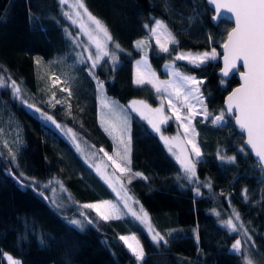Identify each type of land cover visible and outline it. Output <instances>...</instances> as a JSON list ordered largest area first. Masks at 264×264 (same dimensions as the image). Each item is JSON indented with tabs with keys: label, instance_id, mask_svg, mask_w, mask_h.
<instances>
[{
	"label": "trees",
	"instance_id": "trees-1",
	"mask_svg": "<svg viewBox=\"0 0 264 264\" xmlns=\"http://www.w3.org/2000/svg\"><path fill=\"white\" fill-rule=\"evenodd\" d=\"M84 3L107 25L114 41L123 49L118 53L115 71L108 63L96 69V74L105 81L107 93L123 103L140 98L159 106V98L150 86L137 87L133 83L134 63L142 55L134 49V42L145 37L142 25H152L150 16L163 20L177 34L178 51L200 52L215 47L220 52L225 29L232 26L225 20L214 24L213 10L205 0H167V3L165 0H84ZM178 13L199 19L190 22ZM64 24L58 0H0V75L15 79L24 99L74 126L77 136L90 145L113 154V139L99 123L95 83L83 66L71 67L74 57ZM38 56L46 61H63V67L52 75L53 79L58 77L62 81L60 84L52 83V87L48 80L51 73L45 69L37 71ZM167 60L170 59L166 55H156V48L150 54L151 64L162 78L168 77L163 67ZM175 63L204 81L201 90L213 113L224 107L225 96L238 84L235 74L221 83L219 59L199 68L187 61ZM41 72L47 77H42ZM68 85L71 96L60 90ZM47 88L55 93V99L60 98L61 103L55 107L48 103ZM0 105L11 116L8 119L6 113L0 115V121L8 119L2 127L11 129L12 136L18 133L20 138L19 143L14 139L7 144L3 140L6 132L0 131V264H7L6 254L23 264H238V258L228 249L240 237L228 234L221 227L233 209L239 212L255 242L254 249L247 246L250 252L245 260L253 254L257 257L264 254V183H258L260 173L253 170L256 161L252 154H237L242 134L235 125L217 129L201 123L200 117L194 120L203 153V162L196 165L197 175L201 183L210 181L212 185L211 191L201 187V195H196V185L182 179L179 162L159 135L146 121L132 114L131 168L143 176L133 178L125 186L139 202L137 205L149 214L154 229L162 234L171 233V237L166 236L167 246L161 243L157 247L146 228L133 218L104 222L94 211L83 209L81 205L85 203L114 200L113 189L68 138L34 111L13 101L10 91L0 90ZM9 149L16 154V160L11 159ZM225 149L228 156H236L235 164L217 159L218 150L224 154ZM49 181L66 189L61 198L70 201L68 209L52 204L51 186H41ZM244 189H247L246 199L242 198ZM78 212L93 218V224H86L83 230L74 228L68 221L72 217L81 219ZM126 234H135L143 245V262H135L119 241V236ZM41 236L43 244L38 240Z\"/></svg>",
	"mask_w": 264,
	"mask_h": 264
},
{
	"label": "snow or ice",
	"instance_id": "snow-or-ice-1",
	"mask_svg": "<svg viewBox=\"0 0 264 264\" xmlns=\"http://www.w3.org/2000/svg\"><path fill=\"white\" fill-rule=\"evenodd\" d=\"M207 2L212 6L215 13L212 16L214 23L224 19L233 22V26L225 29V35L220 43L222 53L218 52L215 47L202 52L178 51L180 44L178 36L166 22L150 16L152 25L150 26L148 23L142 25L146 35L134 42V49L142 55L141 59L135 61L133 83L137 87H151L159 98V106L155 108L151 107L145 100L135 99L130 101L127 106L122 105L107 94L105 81L99 78L96 69L102 67L103 63H108L115 71L119 64L118 53L122 52L123 49L119 43L114 41L107 25L87 8L84 0H74L70 5V10L62 12V15L79 30L76 35H73L68 29L64 30L72 45L70 51H72L74 59L71 61V67L83 66V70L94 81L100 108V122L104 126V131L115 141L113 154H109L103 148L99 150L106 161L110 162V165L93 164V167L96 173L101 175L113 188L120 203L102 200L97 203H85L81 207L94 211L96 217L104 222L121 220L130 214L139 225L146 228L151 242L157 247L161 243L167 246L168 239L166 236L171 237V233L162 234L154 229L149 214L143 209V206H140L138 210L133 207L139 202L133 199L125 186L130 184L133 178L143 176L141 172H134L131 168L132 137L129 110L138 113L156 133H160V139L168 146V152L180 164L182 179L196 185V195H201V187L207 188L209 191L212 188L210 181L201 183L197 175L196 165L203 162V153L197 141L199 132L194 124L197 117L201 118V123L211 124L217 129L235 125L242 134L237 154L246 156L248 152H251L256 161V167L253 170L260 173L258 183H264V0H207ZM58 3L68 5L69 0H58ZM29 15L31 17V13ZM178 15L190 22L199 19L198 16L189 17L183 13H178ZM81 36L86 37V41L81 40ZM209 39H211L210 35ZM153 40L156 46V55H166L171 61L163 65L168 79H160L149 63L146 49L152 47ZM109 45L112 47L110 48ZM218 59L222 61L223 65L219 68L221 83H226L224 78L229 77L230 74L238 75L241 83L228 93L224 107L213 113L209 111L206 97L201 90L204 81L195 75L188 74L175 62L187 61L189 65L199 68ZM36 62L39 63L38 60ZM58 80V77L53 79V85ZM0 90L10 91L13 101H17L29 109H34L38 113L41 111L24 99L23 90L10 75L7 76V79L5 75H0ZM60 90L62 92L67 91L71 96L70 86ZM48 103L55 107V104H59L61 101L56 100L55 93H52ZM67 107L69 114H71V105L69 104ZM166 108L168 112H166ZM43 115L46 120L69 136L78 152H83L78 136L73 129H64L56 123L53 117L47 114ZM170 120H174L178 127L183 130L174 137L164 136L161 132V125L167 124ZM19 142L20 138L17 134L16 143ZM9 155L13 161L16 160V154L11 149H9ZM216 156L223 163H236V156H228L227 149L224 150V154L218 150ZM92 159H96L95 153L92 154ZM23 175L21 172L20 176ZM14 178L21 183V186H24L18 177ZM144 178L146 179V177ZM180 178L178 177V179ZM51 183L52 181H49L47 185L41 186L48 188ZM117 185L119 186L118 191ZM60 187L63 189V185ZM246 193L247 189H244L242 198L246 199ZM68 199L71 197L69 196ZM55 207L61 208L64 205L57 204ZM214 214L220 215L218 212H214ZM77 215L81 219L72 217L68 221L74 228L83 230L86 224H93V218L87 214L78 212ZM234 220L240 222L239 225L234 223ZM221 227L228 234H235L240 237L236 238L228 249L231 254L238 258V264H254V261L255 264H264V254L258 257L253 254L246 260L244 258L246 253L250 252L247 246L251 245L254 249L255 242L249 235L248 229L241 222L239 212L233 209L232 216L224 220ZM43 239L42 236L38 237L41 244H43ZM242 239L244 240L243 251ZM119 241L123 242L135 262L144 261V247L135 234L120 235ZM8 261L10 264H23L22 261L11 256L8 257Z\"/></svg>",
	"mask_w": 264,
	"mask_h": 264
},
{
	"label": "rangeland",
	"instance_id": "rangeland-1",
	"mask_svg": "<svg viewBox=\"0 0 264 264\" xmlns=\"http://www.w3.org/2000/svg\"><path fill=\"white\" fill-rule=\"evenodd\" d=\"M74 2V0H69V4L68 5H61V16H62V18L64 19V22H65V24H64V26H65V28L66 29H68L69 31H71L72 32V34L73 35H76V33L79 31L78 30V28H76L75 26H73L72 24H71V22L69 21V20H67L66 19V17L65 16H63L62 15V12H64V11H69L70 10V5L72 4ZM80 39L81 40H85L86 41V37H83V36H81L80 37ZM109 47L111 48L112 47V45H109ZM156 48V46H155V43H154V40L152 41V47L151 48H149V49H146V51L148 52V59H149V63L151 64V61H150V54H151V52L154 50ZM180 51H185V52H187V51H190V50H180ZM191 52H195V51H191ZM200 52H202V51H200ZM138 59H141V56L139 57V58H137L136 60H138ZM39 61V63H37L36 62V69H37V71L39 72L40 70H43V69H45L47 72H49V73H51L50 75H49V77H48V80H49V82H51V86H52V80H53V77H52V75H55L54 74V72H56L60 67H63V61L62 60H60V61H56V60H51V61H46V60H44L43 58H41L40 56H38V57H36V61ZM135 60V61H136ZM171 61L170 60H167L166 62H165V64H167V63H170ZM135 64V63H134ZM151 66H152V64H151ZM152 68L154 69V67L152 66ZM64 70H65V68H64ZM155 70V69H154ZM166 70V69H165ZM156 71V70H155ZM77 72L75 71V74H76ZM157 73V72H156ZM46 73H44V72H41L40 73V75L42 76V77H44V78H46L47 77V75H45ZM45 75V76H44ZM158 75V74H157ZM191 75H193V74H191ZM159 76V75H158ZM134 77H135V75H134ZM160 77V76H159ZM169 77H166V78H162V77H160V79H168ZM55 79V78H54ZM46 80V79H45ZM61 80H63V79H61ZM62 81H60V80H58V84H60ZM69 86V85H68ZM53 87V86H52ZM48 90V92H49V88H47ZM50 94H49V97H51L52 96V90L50 89V92H49ZM68 94V92L66 93V95ZM108 94V93H107ZM109 95V94H108ZM110 97H113V96H111V95H109ZM114 98V97H113ZM58 99H60L59 97H57V99L56 100H58ZM116 99V98H115ZM135 100H143V99H140V98H134ZM134 99H131L130 101H132V100H134ZM27 100V99H26ZM48 100V99H47ZM46 100V101H47ZM117 100V99H116ZM49 101V100H48ZM97 101H98V96H97ZM119 101V100H118ZM130 101H128V102H126V103H123V102H121V101H119L122 105H128L129 103H130ZM28 103H30V101H28ZM30 104H32V103H30ZM34 105V104H33ZM150 105V104H149ZM151 107H153V108H155L156 106H152V105H150ZM34 107L35 108H39L41 111L38 113V112H36L34 109H30V110H32V111H34L35 112V114H38L42 119H44V120H46L45 118H44V115L43 114H47L48 116H51V117H53V119L56 121V123L57 124H59V125H61L64 129H67V128H71V129H73V131L76 133V132H78V130L74 127V126H71L70 124H68V123H63V122H61V121H59L58 119H56V117H55V115L54 114H52L51 112H47V111H45L43 108H41V107H39V106H36V105H34ZM158 107V106H157ZM28 108V107H27ZM29 109V108H28ZM166 112H168V110H167V108H166ZM5 113H6V115H7V117H8V119H10V115L7 113V112H5V108L4 107H2L1 105H0V115H5ZM133 113H135V114H137L138 115V113H136V112H131L130 110H129V114H130V117L132 116V114ZM170 114V113H169ZM139 116V115H138ZM140 117V116H139ZM141 118V117H140ZM8 119L5 121V119L4 120H1L0 121V131H2L3 133H5L6 132V136L5 137H3V140L4 139H6V142H7V144H9L10 142L9 141H14V139H16V137L17 136H12V135H10L11 133H12V131H11V129L10 130H8L7 131V128L6 127H2L3 126V124H5V123H7L8 122ZM98 119H99V123L101 124V122H100V108H99V102H98ZM143 119V118H142ZM144 120V119H143ZM48 121V120H47ZM144 121H146V120H144ZM48 122H50V121H48ZM147 122V121H146ZM51 123V122H50ZM52 125H54L53 123H51ZM195 124V123H194ZM55 126V125H54ZM101 126L103 127V129H104V126L101 124ZM172 126V130L171 131H168V129H170V127ZM16 127V126H15ZM56 127V126H55ZM150 127H151V125H150ZM57 128V127H56ZM58 129V128H57ZM197 129V128H196ZM59 130V132L61 133V134H63L66 138H68L70 141H71V139L69 138V136L68 135H66L65 134V132L64 131H61V129H58ZM19 132V129H18V127H16V132ZM183 130L182 129H180L179 127H178V125H177V123L174 121V120H170L169 122H168V127L167 128H163L162 127V125H161V132L163 133V135L164 136H168V137H174V136H176L177 134H178V132H182ZM7 132H8V134H7ZM155 132V131H154ZM18 134V133H17ZM130 134H131V120H130ZM158 135H159V137H160V133H157ZM111 137V136H110ZM112 138V137H111ZM78 139H79V142H80V146H81V148L83 149V152H80L83 156H84V158L87 160V161H89L91 164H92V166H93V164H102V166H109L110 165V162H107L106 161V158H104L103 157V154L102 153H100L99 152V150L101 149V148H98L97 146H94L93 147V145H90L88 142H86L84 139H82L81 137H79L78 136ZM163 141V140H162ZM197 141H198V138H197ZM72 142V141H71ZM113 142H114V147H115V141L113 140ZM164 143V142H163ZM199 143V142H198ZM165 144V143H164ZM166 147H168L167 145H166ZM104 149V148H103ZM105 150V149H104ZM177 151H178V149H176ZM106 151V150H105ZM93 153H95L96 154V159L95 160H93L92 159V154ZM109 154H111V153H109ZM171 154V153H170ZM172 155V154H171ZM130 156H131V153H130ZM174 157V156H173ZM175 158V157H174ZM109 170H111L110 168H109ZM110 186V185H109ZM111 187V186H110ZM112 188V187H111ZM113 189V188H112ZM119 190V186L117 185V191ZM63 192H64V190L60 187V185L59 184H57V185H54V184H52L51 185V187H50V199H51V202H52V204L55 206V205H57V204H60V205H64V207H61V208H59V209H62V210H66V209H68L70 206H69V200H66V199H63V198H61V196H64L63 195ZM114 193H115V195H116V192L114 191ZM102 200H109V199H102ZM101 200V201H102ZM110 201H113V203H120V201H119V198L116 196V198L114 199V200H110ZM99 202V201H98ZM97 203V202H96ZM133 207L135 208V209H139V206L137 205V204H134L133 205ZM57 208V207H56ZM232 216V212H231V215L228 217V218H230ZM126 218H132L131 217V215L129 214V215H127V216H125L123 219H126ZM227 218V219H228ZM134 219V218H133ZM241 222H242V220H241ZM234 223H237L238 225H239V223L240 222H237V221H235L234 220ZM126 235H131V234H126ZM241 243H242V246L244 245V242H243V239H242V241H241ZM8 257H9V255L8 254H6V255H4V258H5V260H6V262H7V264H10V261H8ZM249 257L247 256L246 257V259H248ZM15 259V258H14ZM16 260H18V259H16Z\"/></svg>",
	"mask_w": 264,
	"mask_h": 264
},
{
	"label": "water",
	"instance_id": "water-1",
	"mask_svg": "<svg viewBox=\"0 0 264 264\" xmlns=\"http://www.w3.org/2000/svg\"><path fill=\"white\" fill-rule=\"evenodd\" d=\"M206 1V3L208 4V2H207V0H205ZM208 6L213 10V8H212V6H210L209 4H208ZM213 15H215V13H214V11H213ZM212 15V16H213ZM211 20H212V17H211ZM225 21H228V20H226V19H224ZM221 20H218L217 22H213V20H212V22L214 23V24H217V23H219ZM231 24H232V26H233V22L232 21H229ZM222 48L220 47V52L222 53ZM220 64H221V67L223 66L222 65V61L220 60ZM241 70H243L242 68H241ZM218 73L221 75V73L218 71ZM234 74H230V76L229 77H227V78H225V79H229V78H231L232 76H233ZM236 75V74H235ZM237 76V78H238V84L235 86V87H238L239 86V84L241 83V81H240V78H239V76L238 75H236ZM235 87H233V88H235ZM232 88V89H233ZM231 91V90H230ZM227 95H228V93H227ZM227 95L225 96V99H224V102H225V100H226V97H227ZM163 126V128H167L168 127V123L167 124H165V125H162ZM235 128L238 130V128L235 126ZM239 131V130H238ZM240 132V131H239ZM251 153V152H250ZM253 156V155H252ZM254 158V157H253ZM255 159V158H254Z\"/></svg>",
	"mask_w": 264,
	"mask_h": 264
},
{
	"label": "crops",
	"instance_id": "crops-1",
	"mask_svg": "<svg viewBox=\"0 0 264 264\" xmlns=\"http://www.w3.org/2000/svg\"><path fill=\"white\" fill-rule=\"evenodd\" d=\"M99 201H101V200H99ZM96 202H98V201H95V202H92V203H96Z\"/></svg>",
	"mask_w": 264,
	"mask_h": 264
}]
</instances>
